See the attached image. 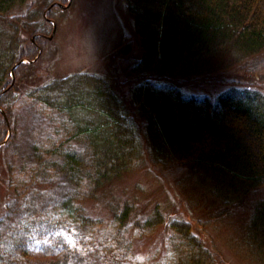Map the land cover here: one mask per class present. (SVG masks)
<instances>
[{"label": "trees", "instance_id": "obj_1", "mask_svg": "<svg viewBox=\"0 0 264 264\" xmlns=\"http://www.w3.org/2000/svg\"><path fill=\"white\" fill-rule=\"evenodd\" d=\"M57 1L63 2L32 0L24 9L27 0H0V21L6 22L0 26V108L6 110L4 103L20 71L30 65L19 63V31L29 30L37 39L48 34L56 19ZM128 1L134 32L133 39L127 36L128 46L130 52L138 53L132 57L129 72L141 75L150 69L160 76L140 77L131 90L145 121L148 152H143L119 94L101 75L75 72L34 88L30 94L66 120L67 136L52 144L48 153H41L48 162L52 155L61 157L53 182L64 171L65 180L73 185V176L84 169V186L72 187L54 206L44 208L40 215L52 221V226L42 224V219L36 223L43 209H36L37 200L46 184L38 179L46 167L43 162L25 167L31 178L21 183L19 204L22 210L30 208L31 221L27 220L26 230L21 229L18 237L7 240L0 227V264H112L119 249L115 238L107 234L110 225L121 236L135 226L168 231L166 245L159 250L160 257L163 247L171 253V262L159 259L158 264H220L218 253L198 230L201 219L195 227L186 217L167 220L155 206L147 217L136 220L131 202H113V184L137 162L148 159L161 168H187L203 190L228 208L238 207L264 187V86L260 84L264 79V0ZM39 44L32 45L31 53L26 49L25 57L33 58ZM13 45L20 48L17 54ZM232 56L234 60L222 65ZM14 64L17 67L12 69ZM232 65L241 69L246 83L227 82L215 95L184 91L181 86L202 75L208 74L203 76L208 79ZM7 128L3 117L0 144ZM81 139L84 151H76L70 142ZM96 205L105 219L96 217ZM103 224L107 227L100 230ZM33 230L40 235L32 236ZM239 236L238 248L246 259L264 264V199L252 205Z\"/></svg>", "mask_w": 264, "mask_h": 264}, {"label": "rangeland", "instance_id": "obj_2", "mask_svg": "<svg viewBox=\"0 0 264 264\" xmlns=\"http://www.w3.org/2000/svg\"><path fill=\"white\" fill-rule=\"evenodd\" d=\"M31 1L27 0L23 8L27 9ZM128 3V0L57 1L58 9L54 11L56 19H51L53 21L48 34H43L37 39L38 36L32 35L29 30L19 31L22 42L19 63L30 65L20 71L15 88L13 87L11 96L4 103L6 110L0 108V120L4 117L8 124V132L0 144V227L4 233L3 240L10 236L18 237L22 233L21 229L26 228L27 220L31 221V216H27L30 208L22 210L19 204L20 197L23 196L21 183L31 178V173L25 167L37 166L41 162L45 163L43 167H46L38 179L46 184L41 187V199L37 198L39 203L36 209H43L37 213L40 217L36 219V223L42 219V224L52 226V221L40 215L44 208L54 206L59 197L73 190L72 187L75 186V189L79 185L78 189H82L84 186V169L76 174L77 176H73V185L65 180L63 169H60L63 172H59L53 182L54 173L61 168V157L52 155L48 162L41 153L49 151L52 144H59L65 137L66 120L64 116L44 106L32 96L30 93L34 88L51 79L75 72L101 75L119 94L124 104L123 110L132 120L139 135L143 152H148L144 134L145 121L132 100L131 90L140 77L160 76L150 69L141 71V75H131L129 72L133 63L132 57L138 56V53L130 52L128 46L127 36L134 38ZM44 5L42 2L39 8L42 9ZM23 8L21 12H24ZM17 12L19 13V10ZM5 24L6 22L0 21V26ZM39 42L38 48L35 46L33 58L25 57L27 50L31 53L32 45ZM19 49L18 45H13L15 54ZM232 59L234 60L233 56L226 57L222 65ZM16 67L14 64L12 69ZM222 70L208 79L203 78L208 74L202 75V79L187 81L181 86L184 91L215 95L226 88L227 82H247V78L236 65L223 67ZM260 80V84L264 86V79ZM261 92L264 94V88ZM9 134H12V137ZM70 143L76 151H84L85 143L82 139ZM57 165L59 167H55ZM13 172L16 173L12 174ZM11 179L15 185L7 184ZM113 187V202H131L134 206L133 218L136 220L147 217L155 206L167 220L172 217H186L195 227L196 221L201 219V226L198 227L200 229H197L207 244L218 253L217 260L220 264H252L246 259L245 252L238 248L239 235L243 233V228L248 222L252 205L264 199V187L254 191L238 207L229 209L211 193L203 190L187 168H161L148 159L137 162L131 171L113 184ZM16 202L18 205H15ZM96 208V217L105 219L106 215L101 207L96 205ZM106 227L107 225L103 224L99 229ZM137 227H128L121 236V233L116 234L117 228L110 225L107 234L115 238L114 246L119 249L117 256L111 258L112 264H158L159 259L163 260L162 263L167 259L171 262V253H165L163 247V256L160 257L162 252L159 250L161 246L166 245L168 231L164 232L163 228L150 230ZM36 235L40 234L33 230L32 236Z\"/></svg>", "mask_w": 264, "mask_h": 264}]
</instances>
